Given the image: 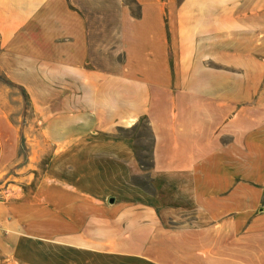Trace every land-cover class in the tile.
<instances>
[{"label":"crops","instance_id":"1","mask_svg":"<svg viewBox=\"0 0 264 264\" xmlns=\"http://www.w3.org/2000/svg\"><path fill=\"white\" fill-rule=\"evenodd\" d=\"M258 8L237 1L229 27L221 0L214 48L212 0H0V264H264ZM144 117L149 170L122 133ZM32 157L34 191L6 186L36 183Z\"/></svg>","mask_w":264,"mask_h":264},{"label":"rangeland","instance_id":"2","mask_svg":"<svg viewBox=\"0 0 264 264\" xmlns=\"http://www.w3.org/2000/svg\"><path fill=\"white\" fill-rule=\"evenodd\" d=\"M183 1H185V0H180V3L183 2ZM220 1L221 0H212L213 6L217 9L216 12L214 11L211 14L212 21H213V26H212L213 27V36H212L213 39H211V41H212V44L214 45V48L219 47L218 45H219V42H220V38L218 36L219 32L217 31V34H215L216 31L214 30L215 28L219 27L220 17L223 15L219 11ZM237 1H238V3H241L242 0H227V5L229 6V12H228V24H229V27L234 25L235 16H236L235 6L237 4ZM243 1H245V0H243ZM254 3L259 6L258 14L260 16V21H261L260 22V28H261L260 31H261V35H262V33H264L263 32L264 31V0H254ZM230 36H232L231 33H229V38H230ZM260 46H261V48H264V44L261 43ZM216 52L219 53L218 50H216ZM234 53H235L234 45H231V43H229V45H228V56H229V58L230 57L233 58ZM0 72H1V70H0ZM229 76H230V78L231 77L234 78V76H232L231 73H230ZM224 77L228 81V73H224ZM11 90H9L8 94H6V92H5V98L7 97V99L11 103H14V106L17 107V105H16L17 99L15 98L17 96L16 89L14 88L13 92ZM19 97H20V100L18 101L19 102L18 103V107L20 108L19 109V115L21 117V129L24 130V132H26L27 131V126H28L27 120H28V117L31 116V112H29V109L27 107L28 103L25 100V98L23 96V93L20 92V91H19ZM227 112H228L227 108H222L221 109L218 106H216V104L214 102L212 103V108H211L212 124L210 126V125H208L206 123V125H205V130H206L205 134L206 135H207V132H208L209 128H212V130L216 128L217 121H219V119H222V117L224 115H226ZM225 130H226L225 127L222 128L221 131H219L218 136L219 135L223 136ZM122 133L123 134H131L137 139L136 140V151H137V154L140 156V159L145 163V165L150 164V162H151V139H150V136L148 135L147 130L142 129V130H140V132H138V131H135V132L134 131H132V132L131 131H122ZM138 133H141L140 137L138 136L139 135ZM198 134H199V131H198ZM28 146L29 145H28L27 139L23 138L22 142H21V155L22 156L20 158L19 165H21V166L24 165L25 168L27 167V162H29V159L27 157H29V155L31 153V149H29ZM33 160H34V157H32V160H30V163H33L34 162ZM44 163H45L44 159L40 163L34 162V167L36 166V168L38 169L36 171V175H35V177H36L35 182L36 183L33 182L31 185H27L26 184L27 181H24V182L13 181V179H15V178L11 177L7 181L6 186L8 184L17 182V184L21 187V190H23L26 193V195L32 193L34 191V189L36 188V184L40 181V179L42 177L43 170H44ZM29 171L32 172L33 168L29 169ZM11 172H13V170H11ZM133 182L135 184H137V185H141L143 188H145L149 192H154V190L152 189L153 188V181L151 180L149 175H142V176L136 177V178L133 179Z\"/></svg>","mask_w":264,"mask_h":264},{"label":"trees","instance_id":"3","mask_svg":"<svg viewBox=\"0 0 264 264\" xmlns=\"http://www.w3.org/2000/svg\"><path fill=\"white\" fill-rule=\"evenodd\" d=\"M3 81H4L6 84L10 85V86H14V85H15V84L9 82V81L6 80V79H3ZM20 89H21V92L23 93V96H24L25 100L28 101V95H27V93L25 92V90H24L23 88L20 87ZM142 129L147 130L148 135L150 136V139H151V162H150V164L145 165V163L140 159V156L137 155V157H138V159H139L141 165H142L146 170H149V169L153 166V157H152L153 133H152L151 128H150V126H149V124H148V122H147V119H146L145 117H144V118H141V120L139 121V123H138V124L132 129V131H134V132H135V131L140 132V130H142ZM138 134H139L138 136L140 137V136H141V133H138Z\"/></svg>","mask_w":264,"mask_h":264},{"label":"water","instance_id":"4","mask_svg":"<svg viewBox=\"0 0 264 264\" xmlns=\"http://www.w3.org/2000/svg\"><path fill=\"white\" fill-rule=\"evenodd\" d=\"M115 199L114 198H111L110 202L111 203H114Z\"/></svg>","mask_w":264,"mask_h":264}]
</instances>
